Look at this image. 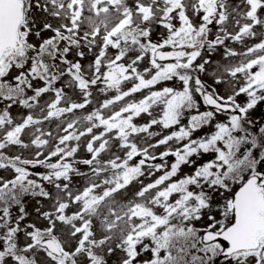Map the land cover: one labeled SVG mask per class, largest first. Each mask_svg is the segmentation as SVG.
Returning a JSON list of instances; mask_svg holds the SVG:
<instances>
[{
	"label": "snow or ice",
	"instance_id": "snow-or-ice-1",
	"mask_svg": "<svg viewBox=\"0 0 264 264\" xmlns=\"http://www.w3.org/2000/svg\"><path fill=\"white\" fill-rule=\"evenodd\" d=\"M0 264H264V0H0Z\"/></svg>",
	"mask_w": 264,
	"mask_h": 264
}]
</instances>
